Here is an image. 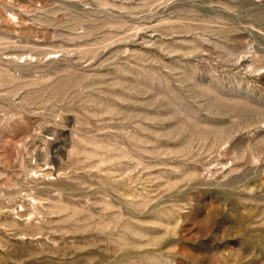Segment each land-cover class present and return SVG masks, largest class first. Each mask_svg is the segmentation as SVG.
Masks as SVG:
<instances>
[{"label":"rangeland","instance_id":"1","mask_svg":"<svg viewBox=\"0 0 264 264\" xmlns=\"http://www.w3.org/2000/svg\"><path fill=\"white\" fill-rule=\"evenodd\" d=\"M0 264H264V0H0Z\"/></svg>","mask_w":264,"mask_h":264}]
</instances>
